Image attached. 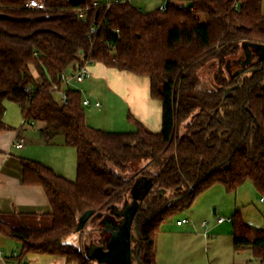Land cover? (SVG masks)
<instances>
[{"label":"trees","instance_id":"16d2710c","mask_svg":"<svg viewBox=\"0 0 264 264\" xmlns=\"http://www.w3.org/2000/svg\"><path fill=\"white\" fill-rule=\"evenodd\" d=\"M27 1L0 0L1 129L6 102L18 104L25 122L44 124L45 140L62 135L77 149L78 173L69 179L21 158L23 183L41 185L52 211L46 225L36 227L13 224L0 211V235L21 244L18 259L36 254L95 264L92 252L108 251L110 239L95 231L111 234V215L122 219L137 189L144 198L132 221L134 263L158 264L162 224L190 207L198 193L215 184L236 191L250 180L264 195V0H168L166 10L150 11L116 3L91 7L86 20L76 10L104 0H45L46 9L28 8ZM93 24L99 29L90 37ZM246 51L252 53L246 66L232 63ZM79 53L148 78L151 97L162 104L161 130L133 116L132 131L88 124L82 91L61 81L81 63ZM211 64L213 73L205 78ZM55 84L67 92V104L55 98ZM88 210L91 229L82 231V243L70 241L81 233ZM233 243L236 251L252 249L264 264V230L239 214Z\"/></svg>","mask_w":264,"mask_h":264},{"label":"rangeland","instance_id":"374dc122","mask_svg":"<svg viewBox=\"0 0 264 264\" xmlns=\"http://www.w3.org/2000/svg\"><path fill=\"white\" fill-rule=\"evenodd\" d=\"M160 2L161 0H135L134 4L143 11H150L157 8ZM250 56H252L250 51H246V54L241 52L238 57L233 58L232 63L236 65L241 63L246 66L250 61ZM245 59H247L246 63H244ZM212 70V64L204 69L203 74L205 78L212 75ZM84 84H88L87 81ZM84 84L81 85L85 86ZM72 86L78 87L79 84L73 83ZM97 90H100V93L97 91V94L103 102V106L101 109L85 106L87 123L103 130H135L136 125L134 122L127 121L125 113L122 111L123 109L125 110V106L126 110H129L130 105L121 97V91L117 90L114 84H104L100 89L97 88ZM55 98L59 101L60 94L55 92ZM107 99H110L115 107L111 105L112 108H110V115L108 116L111 123L106 127L104 125L107 119ZM6 107L7 111L4 115V120L12 121L14 126H18V123L23 119L20 106L8 101L6 102ZM42 127H44L42 123L26 127L28 130L27 135L38 136L39 143H30L26 148V152H19L18 154L30 159H41L44 164H57L62 169L70 170L73 173L72 179L75 180L78 173L77 149L67 145L62 135L57 136L51 144L44 142L40 133ZM134 174L133 171L129 172V176L131 177ZM261 197H263L262 194L256 190L254 183L250 180L242 184L236 191H228L223 184H215L209 189L198 193L190 207L179 210L162 224V228L157 234L155 245L158 263L260 264L252 249H246L243 252L235 250L233 243V219L239 214L251 227L264 230V201L261 200ZM218 217H225L227 220L219 223ZM183 218H188L190 223L179 226L177 220ZM107 221L106 224H108ZM111 221L116 222L117 226L122 223V219H117L114 215H111ZM204 221L208 224L205 227L202 226ZM110 227L112 229L111 232L116 231L111 225ZM110 227L108 230H110ZM85 228L86 231L91 229L90 222ZM206 230L210 231L209 236L204 235ZM95 235L98 238H106L112 234L106 231H101L100 233L95 231ZM73 237L69 238V240L75 241ZM79 237L82 243L84 232L79 233ZM94 261L95 264H105L102 254L96 257ZM135 264L137 263L135 262Z\"/></svg>","mask_w":264,"mask_h":264},{"label":"crops","instance_id":"0c3cea01","mask_svg":"<svg viewBox=\"0 0 264 264\" xmlns=\"http://www.w3.org/2000/svg\"><path fill=\"white\" fill-rule=\"evenodd\" d=\"M91 69L93 76L87 80L88 84L85 85L83 82L79 84L80 87H75L81 89L84 97H88L92 100V105L89 106H93V108H95V101L100 100L99 95L97 94V91L100 93V90H97V88L100 89L104 84H114L116 89L121 91V97L123 100H126L130 105L129 110H126V106L125 110H122L125 113L127 121L133 122L130 117L133 116L143 122L151 130H161L163 111L162 104L160 101L151 97L148 78L139 77L128 72L109 69L108 67L98 63L92 65ZM81 84H84L85 86ZM110 101V99L106 100L107 119L105 120L104 125L106 127L111 123L108 116L110 115V108H112L113 103L112 101L110 103ZM113 107H115V105ZM2 123L5 126V129H1L0 125V211L4 213L6 219L13 224H20L24 222L35 227L45 225V223L50 220V213L52 211L49 198L45 189L41 185L23 183L21 164V158L23 156L18 154L19 152H26V148L30 143H39L38 136H28V130L26 129L28 125L34 126L37 123L25 122L24 116L23 119H21V122L18 123V126H14L12 121H5L4 117ZM20 138L25 139V146L17 148L15 143ZM42 140L51 144L54 139L48 141L42 137ZM37 161L44 163L41 159ZM45 165L51 167L57 173L72 179L73 173L70 170L62 169L57 164H50L51 166L49 164ZM128 201L131 203V196ZM179 220L181 219L177 220V224ZM188 223H190V220L184 224ZM184 224L178 225L182 226ZM206 232L204 235L209 236L210 231L206 230ZM73 238L75 243H81L79 233L75 234ZM20 247L21 244L18 241L8 236L0 235V264H8L9 261H12L14 264H68L64 258L51 255L29 254L24 260H20L18 259ZM244 250L237 252H243ZM259 262L260 264H263L261 261Z\"/></svg>","mask_w":264,"mask_h":264},{"label":"built area","instance_id":"2783aa9c","mask_svg":"<svg viewBox=\"0 0 264 264\" xmlns=\"http://www.w3.org/2000/svg\"><path fill=\"white\" fill-rule=\"evenodd\" d=\"M135 0H104L103 2L95 1L92 6L86 7V8H79L76 10V16L81 20H86L87 18V12L88 9L92 8H102L106 7L109 8L113 4L116 3H127L131 2L134 3ZM168 0H161L160 4L158 5V8L161 10H166L167 8ZM26 6L28 8H34V9H46V2L45 0H28L26 3ZM98 26L93 24L90 29L89 36L92 37L95 35L98 31ZM78 56L80 57L81 63H77L75 66L71 67L69 70L64 72L61 76V81L64 85H70L72 86L73 83H83L90 79L93 76L91 66L94 65L96 62L93 60H90L85 56V53H79ZM54 88L58 94H60V100L59 102L61 104H67L68 103V94L67 92L59 87L58 84L54 85ZM79 89V88H78ZM81 90V89H80ZM83 93V92H82ZM83 104L85 106L92 105V100L88 97H84ZM95 106L98 108L102 107V102L100 100L95 101ZM15 146L17 148H22L25 146V139L20 138L16 143ZM261 200L264 201V195L261 197ZM227 219L225 217H218V222L222 223L226 221ZM189 221L188 218H183L178 221V224H184ZM203 226L207 225V222L204 221L202 223ZM207 233V232H206ZM8 264H14L12 261H9Z\"/></svg>","mask_w":264,"mask_h":264},{"label":"water","instance_id":"95a60500","mask_svg":"<svg viewBox=\"0 0 264 264\" xmlns=\"http://www.w3.org/2000/svg\"><path fill=\"white\" fill-rule=\"evenodd\" d=\"M189 6H192V3H190ZM151 186L152 184L149 183L147 188H145V192L148 191ZM136 190L132 191L131 203L129 201L125 203V207L122 211V223L117 226L116 222L109 220L110 224L108 228L111 225L116 231L111 232L112 235L109 239V250L104 253H100V255L102 254L104 256V262L106 264H135L133 257L134 247L132 245V241L135 237L132 231V221L137 211V201L144 198V193H140L138 191L136 192ZM92 215V210L85 212V214L81 217L80 225L77 230L78 232H82L85 229V226ZM111 230L112 229L110 227V231ZM92 249H94V247ZM92 249H89V251ZM91 257L95 259L96 254L92 252Z\"/></svg>","mask_w":264,"mask_h":264}]
</instances>
